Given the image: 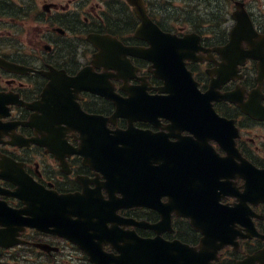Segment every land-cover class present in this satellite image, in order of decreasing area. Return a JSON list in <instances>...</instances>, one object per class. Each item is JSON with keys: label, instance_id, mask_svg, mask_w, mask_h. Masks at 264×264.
<instances>
[{"label": "flooded vegetation", "instance_id": "obj_1", "mask_svg": "<svg viewBox=\"0 0 264 264\" xmlns=\"http://www.w3.org/2000/svg\"><path fill=\"white\" fill-rule=\"evenodd\" d=\"M143 1L162 32L130 0H0V264H103L156 236L138 199L204 222L162 231L204 264H264V0Z\"/></svg>", "mask_w": 264, "mask_h": 264}, {"label": "water", "instance_id": "obj_2", "mask_svg": "<svg viewBox=\"0 0 264 264\" xmlns=\"http://www.w3.org/2000/svg\"><path fill=\"white\" fill-rule=\"evenodd\" d=\"M136 6H137V4H136ZM137 9H138V11H140V9L138 7H137ZM141 15L144 18L143 12L141 13ZM135 252L138 255L139 249L135 250ZM140 252H142V251L140 250ZM143 254L146 256V264H172L171 262H167V261L163 262V259L160 258L157 254H155L154 250L150 251L146 248L145 250H143Z\"/></svg>", "mask_w": 264, "mask_h": 264}]
</instances>
